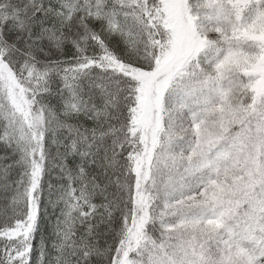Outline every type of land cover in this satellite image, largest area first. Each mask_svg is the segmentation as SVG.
Instances as JSON below:
<instances>
[{
  "label": "snow or ice",
  "instance_id": "6c2138e0",
  "mask_svg": "<svg viewBox=\"0 0 264 264\" xmlns=\"http://www.w3.org/2000/svg\"><path fill=\"white\" fill-rule=\"evenodd\" d=\"M0 264H264V0H0Z\"/></svg>",
  "mask_w": 264,
  "mask_h": 264
}]
</instances>
